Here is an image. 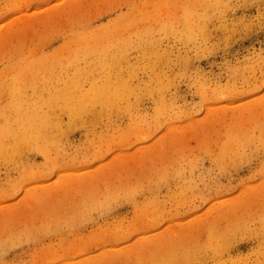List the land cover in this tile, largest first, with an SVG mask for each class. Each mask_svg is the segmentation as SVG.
Listing matches in <instances>:
<instances>
[{
	"label": "rangeland",
	"instance_id": "rangeland-1",
	"mask_svg": "<svg viewBox=\"0 0 264 264\" xmlns=\"http://www.w3.org/2000/svg\"><path fill=\"white\" fill-rule=\"evenodd\" d=\"M0 264H264V0H0Z\"/></svg>",
	"mask_w": 264,
	"mask_h": 264
}]
</instances>
